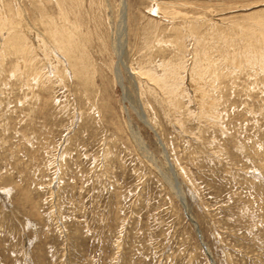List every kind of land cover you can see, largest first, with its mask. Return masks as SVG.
I'll use <instances>...</instances> for the list:
<instances>
[{"label": "rangeland", "instance_id": "374dc122", "mask_svg": "<svg viewBox=\"0 0 264 264\" xmlns=\"http://www.w3.org/2000/svg\"><path fill=\"white\" fill-rule=\"evenodd\" d=\"M39 1L0 0V264H264V0H180L184 47L165 0H126L124 29L110 0L118 34L107 0Z\"/></svg>", "mask_w": 264, "mask_h": 264}, {"label": "bare ground", "instance_id": "6f19581e", "mask_svg": "<svg viewBox=\"0 0 264 264\" xmlns=\"http://www.w3.org/2000/svg\"><path fill=\"white\" fill-rule=\"evenodd\" d=\"M10 1V0H9ZM41 1V0H40ZM39 1V2H40ZM61 1V0H60ZM92 1V0H91ZM91 1L89 2V3H91ZM96 1H98V0H96ZM108 2H106L107 4H108V8H109V22H110V25H112L111 27L115 30V31H117V26H116V24L114 23V19H112L113 18V14H112V7H111V4H110V0H107ZM165 1H167V2H165ZM164 2V10H165V12L166 13H164L165 15L164 16H166V15H169V14H171V16L170 17H172V18H170V19H173V20H170V23H171V25H169V27H170V32L172 33V35L171 36H169V37H171V38H173V39H175V42H177L176 44L179 46H181V47H184V44H183V41H185V40H183V39H180V37L178 36V34H179V31L181 30L180 29V25H175L176 24V20H177V18L175 17L176 16V13H177V10L175 9H171V8H173V6L174 5H177L178 4V6H179V4H180V0H165ZM13 2H15V1H13ZM42 2V1H41ZM47 2H48V0H47ZM46 2V3H47ZM92 2H94V0L92 1ZM3 3V2H2ZM2 3H0V4H2ZM7 3V2H6ZM5 3V4H6ZM43 3H45L44 1H43ZM97 3V2H96ZM96 3H93V4H96ZM98 3H100L99 1H98ZM97 3V4H98ZM103 3V2H102ZM120 3H121V7H122V11H121V14H120V19H119V26L121 27V28H125L126 27V14H125V11L127 10V4H126V0H120ZM12 3L10 2V5H9V7H7V8H10V6H12L11 5ZM16 4V3H15ZM20 4V3H19ZM23 4V3H22ZM96 4V5H97ZM159 4V3H158ZM163 4V3H162ZM13 5H14V3H13ZM21 5V4H20ZM44 5V4H43ZM154 5V4H153ZM182 5V4H181ZM15 6V5H14ZM13 6V7H14ZM19 6V5H18ZM23 6H24V4H23ZM26 6V5H25ZM98 6V5H97ZM4 7V6H3ZM13 7H11V9L13 8ZM20 8H23V7H21V6H19ZM47 7V6H46ZM93 6H91V8H92ZM99 7V6H98ZM169 7H171V8H169ZM175 7V6H174ZM17 8V10L18 9H20V8H18L17 7V5H16V7L13 9V12H15L14 10ZM41 7H39V9H40ZM154 8V7H153ZM24 9H25V7H24ZM93 9H95L94 7H93ZM157 9V8H156ZM159 9V8H158ZM2 10V9H1ZM8 10V9H7ZM26 10V9H25ZM24 10V11H25ZM32 10H34V9H32ZM48 10V9H47ZM160 10V9H159ZM11 11V10H10ZM38 11H41V9L40 10H38ZM44 11V10H43ZM51 11V10H50ZM49 11V12H50ZM93 11V10H92ZM153 11H155V10H153ZM6 12V11H5ZM9 12V11H8ZM20 12V11H19ZM26 12H27V10H26ZM32 12V11H31ZM35 12H36V10H35ZM47 12V11H46ZM80 12V11H79ZM157 12V11H156ZM159 12V11H158ZM11 13V12H10ZM21 13V12H20ZM63 13V12H62ZM259 13V12H258ZM16 14V13H15ZM17 14H18V12H17ZM27 14V13H26ZM38 14V13H37ZM112 14V15H111ZM174 14V15H173ZM46 15H48V14H46ZM59 15V14H58ZM57 14H56V16H58ZM64 15V14H63ZM10 16V15H9ZM9 16H8V18H9ZM19 15H17V17H18ZM21 16H23V15H21ZM29 16V15H28ZM27 16V17H28ZM33 16V15H32ZM52 16H54V15H52ZM52 16H51V18H52ZM61 16V15H60ZM111 16V17H110ZM11 17V16H10ZM35 17V14H34V16H33V18ZM38 17H39V15H38ZM47 17V16H46ZM62 17H65V16H62ZM2 18V17H1ZM13 18V17H12ZM20 18V17H19ZM18 18V19H19ZM22 18V17H21ZM29 18V17H28ZM42 18V17H41ZM50 18V19H51ZM59 18H61V17H59ZM68 17H66V19H67ZM252 18L253 19H256L257 20V23H251L250 25H247L246 26V31L247 30H255V29H257L256 31L258 32V30L259 31H261V29H260V26H262L263 28H264V11L262 12L261 11V13L260 14H256V15H253L252 16ZM5 19V18H4ZM35 19V18H34ZM37 19V18H36ZM47 19V18H46ZM96 19V18H95ZM9 20V19H8ZM11 20V19H10ZM15 20H17V19H15ZM14 20V21H15ZM27 21H28V19H26ZM25 20V21H26ZM53 20V19H52ZM98 20V19H97ZM11 21H13V20H11ZM13 21V22H14ZM32 20H30V22H31ZM36 21V20H35ZM236 21V20H235ZM232 22V23H234V31H236V30H238L239 32H240V30H239V28L237 27V26H239V24L241 23H239V22ZM17 22H19V21H17ZM21 22V21H20ZM42 22V21H41ZM55 22V21H54ZM58 22V21H57ZM56 22V23H57ZM100 22H101V19H100ZM200 22V21H199ZM199 22H196V21H192V22H189V26L187 25V23H186V26H188L189 27V29L188 30H190V32L191 33H189L188 35H190V34H192L193 36L194 35H199V38L197 39V44H195V45H197V50L196 51H198L199 49H201V47H202V39H203V37H205L207 34L206 33H208V31H206V33H203L202 34V32H201V29H202V27H203V24L200 26L199 25ZM16 23V22H15ZM155 23V22H154ZM154 23L153 22H149V24L146 26V27H143L144 29H143V35L145 36H143L144 38H145V42H146V47H148L150 44H152V42L153 41H155L154 39L156 38V40L158 41V42H161L162 41V38L161 37H156V35L158 34V31H157V28H155V26H154ZM3 24V23H2ZM11 24V23H10ZM20 24V23H19ZM18 24V25H19ZM22 24V23H21ZM36 24V23H35ZM44 24H45V22H44ZM49 24H51V23H49ZM59 24V23H58ZM114 24H115V27H114ZM18 25H17V27H18ZM38 25V24H37ZM36 25V26H37ZM47 25H48V23H47ZM3 26H5V25H3ZM19 26H21V25H19ZM23 26V25H22ZM21 26V27H22ZM31 27L33 26V25H30ZM50 27H52V25H49ZM66 26V25H65ZM73 26V25H72ZM2 26H0V28H1ZM15 27V26H14ZM48 27V26H47ZM217 27V26H216ZM216 27H212V29L211 30H215L216 29ZM241 27L243 28V26L241 25ZM3 28V27H2ZM26 28V27H25ZM36 28H38V27H36ZM54 28H55V26H54ZM168 28V27H167ZM184 28H186V27H184ZM183 28V29H184ZM210 28V27H209ZM208 28V29H209ZM13 29V28H12ZM24 29V28H23ZM28 29V28H27ZM47 29V28H46ZM52 29H53V27L51 28V29H47L48 30V32L49 31H51V34H52ZM62 29V28H61ZM69 29V28H68ZM207 29V30H208ZM7 30V29H6ZM29 30V29H28ZM44 30V29H43ZM59 30V29H58ZM113 30V31H114ZM244 30V31H245ZM4 31V30H3ZM8 31V30H7ZM6 31V32H7ZM24 31V30H23ZM40 31V30H39ZM57 31V30H56ZM243 31V32H244ZM47 32V33H48ZM71 32V31H70ZM160 32V31H159ZM161 32H162V30H161ZM210 32V31H209ZM251 32V31H250ZM261 32H263V34H264V31L262 30ZM30 33V32H29ZM45 33H46V31H45ZM44 33V31H43V34H45ZM66 33V32H65ZM166 33V32H165ZM1 34V33H0ZM39 34V33H38ZM41 34V33H40ZM58 34V33H57ZM117 34H118V31H117ZM162 34H164L163 32H162ZM167 34V33H166ZM183 34V33H182ZM55 35V34H54ZM67 35V34H66ZM65 35V36H66ZM125 35V34H124ZM124 35H123V37H124ZM180 35V34H179ZM247 35V34H246ZM251 35H252V33H251ZM255 35V34H254ZM28 36V35H27ZM26 36V37H27ZM57 36V35H56ZM68 36H69V34H68ZM71 36H73V35H71ZM117 36V35H116ZM122 36V35H121ZM159 36H161V35H159ZM248 36V35H247ZM246 36V37H247ZM24 38H22V37H20V35L18 34V32H16L14 29L12 30V34H9V35H7L5 38H3L4 39V41H5V45L8 47V48H11V49H13V51L12 52H14L15 54H13V55H21V57H22V55L24 56V55H26V56H28V54L29 53H33V51H32V45H30V41L25 37V36H23ZM42 37H43V35H42ZM53 37H55V36H53ZM64 37V36H63ZM74 37V36H73ZM167 37H168V35H167ZM166 37V35H165V39L167 38ZM182 37V36H181ZM185 37V36H184ZM260 37V36H259ZM259 37H257V38H259ZM33 38V37H32ZM38 38V37H37ZM86 38H87V36H86ZM122 38V37H121ZM253 38H255V36H253ZM252 38V39H253ZM1 39V38H0ZM46 39H48V37L46 38ZM45 39V40H46ZM56 39V38H55ZM73 39V38H72ZM88 39V38H87ZM165 39H163V41L165 40ZM168 39V38H167ZM166 39V40H167ZM173 39H171L172 41L171 42H174L173 41ZM248 39V38H247ZM262 39V38H261ZM32 40V39H31ZM38 40V39H37ZM68 38L66 37V42H65V51L67 52V54H71V53H69L70 52V50L71 49H73V47L74 48H76L77 49V47H76V45L74 46L73 44V46L72 47H70V45H69V42H68ZM262 40H264V38L262 39ZM3 41V42H4ZM39 41V40H38ZM37 41V42H38ZM55 41V40H54ZM74 42H75V40H73ZM248 41H249V39H248ZM256 41H257V39H256ZM56 42L58 43L59 41H57L56 40ZM62 42V41H61ZM60 42V43H61ZM117 40H115L114 41V47L117 45ZM122 42H124V41H122ZM167 42V41H166ZM262 43L264 42V41H261ZM261 42H259L260 43V47H262L264 44H261ZM32 43V42H31ZM45 43V42H44ZM43 43V44H44ZM56 43V44H57ZM144 43V42H143ZM170 43V42H169ZM250 42H248L247 44H249ZM53 44V43H52ZM51 44V45H52ZM105 44V43H104ZM103 44V45H104ZM154 44V43H153ZM160 44V43H159ZM164 44V43H163ZM162 44V45H163ZM175 44V43H174ZM173 44V45H174ZM187 44V43H186ZM256 44H258V43H256ZM255 43H254V41H252L251 42V44H249V45H247L246 47L248 48H250V47H254V48H256L257 47V45H256ZM2 45V44H1ZM35 45V44H34ZM49 45V44H48ZM64 45V44H63ZM161 45V46H162ZM172 45V46H173ZM43 46V45H42ZM41 46V47H42ZM104 46H107V45H104ZM145 46V45H144ZM170 46V45H169ZM6 47V48H7ZM35 47V46H34ZM45 47V46H44ZM52 47V46H51ZM70 47V50H68V48ZM175 47V46H174ZM264 47V46H263ZM57 48V47H56ZM60 48H62V47H60ZM180 48V47H179ZM257 48H259V47H257ZM3 49V48H2ZM46 49V48H45ZM115 49H116V47H115ZM178 49V48H177ZM182 49V48H181ZM184 49V48H183ZM251 49H253V48H251ZM44 50V49H43ZM42 50V51H43ZM59 50V49H58ZM63 50V49H62ZM85 49H82V50H80L79 51V53H80V55H75L74 57L73 56H71V59L72 60H74L75 61V63H76V61H77V63H79L78 61L79 60H85V61H87V53L84 51ZM151 50H153V49H151ZM180 50V49H179ZM179 50H177V51H179ZM254 50V49H253ZM259 50H261L260 48H259ZM46 51V50H45ZM175 51V50H174ZM182 51H184V50H182ZM182 51H181V53H182ZM251 51V50H250ZM254 51H256V50H254ZM47 52V51H46ZM180 52V51H179ZM206 52V51H205ZM176 53V52H175ZM255 53V52H254ZM258 53V52H257ZM256 53V54H257ZM58 54H60V53H58ZM264 54V53H263ZM178 55V54H177ZM64 57V56H63ZM257 57H258V54H257ZM180 58V57H179ZM175 59H177V57L175 58ZM64 60H65V58H64ZM178 60V59H177ZM177 60H176V63H177ZM69 62V61H68ZM247 62H250L251 63V61L249 60V61H247ZM58 63H59V61H58ZM163 63V62H162ZM243 63H245V62H243ZM80 65H79V67H78V69H80L79 71H77L76 72V75L77 76H82L83 75V73H84V71H85V66L84 65H86V64H84V62H81L80 61V63H79ZM35 65V64H34ZM36 66V65H35ZM68 66V65H67ZM177 66H179V64L177 63ZM176 66V67H177ZM167 67V66H166ZM173 67V66H172ZM177 69V68H176ZM73 70V69H72ZM168 71V70H167ZM175 71H177V70H175ZM166 72V71H165ZM147 73V72H146ZM150 73V72H149ZM151 74V73H150ZM149 74V75H150ZM174 74V73H173ZM116 76H117V78H118V80H120L121 81V79H120V74H119V72L118 71H116ZM170 76V75H169ZM172 76V75H171ZM175 76L176 77H178L179 76V74H178V76L175 74ZM150 77H152V78H156V77H154L153 76V74L150 76ZM175 77V78H176ZM171 78V77H170ZM164 79H166V78H164ZM171 79H173V78H171ZM167 80V79H166ZM166 80H163V78L162 79H160L159 78V82L163 85V87H166V88H168V84L167 83H165V81ZM169 80V79H168ZM176 80V79H175ZM178 80V79H177ZM172 81V80H171ZM171 81H170V83H171ZM179 81V80H178ZM177 81V82H178ZM154 82V81H153ZM168 82V81H167ZM173 82H174V79H173V81H172V83L171 84H173ZM176 82V81H175ZM158 83V82H157ZM169 83V82H168ZM169 83V84H170ZM176 84V83H175ZM155 86V85H154ZM159 86V85H158ZM174 85H172V87H173ZM177 86V85H176ZM165 88V89H166ZM169 88H171V87H169ZM163 89V88H162ZM172 89V88H171ZM169 91V90H168ZM167 92V91H166ZM174 91H172V93H173ZM167 93H169L170 94V92H167ZM175 93V92H174ZM131 128H132V125H129ZM130 128V129H131ZM131 130H133V129H131ZM133 134H135V131L133 130V132H132ZM201 236V235H200ZM202 238V237H201ZM204 246H205V244H203ZM206 247V246H205ZM207 249V248H206Z\"/></svg>", "mask_w": 264, "mask_h": 264}]
</instances>
